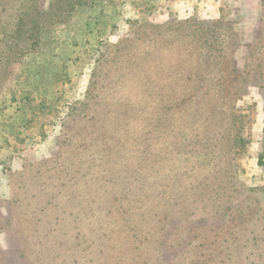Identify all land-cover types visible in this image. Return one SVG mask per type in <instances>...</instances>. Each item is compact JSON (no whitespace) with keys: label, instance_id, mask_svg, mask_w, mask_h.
<instances>
[{"label":"rangeland","instance_id":"rangeland-1","mask_svg":"<svg viewBox=\"0 0 264 264\" xmlns=\"http://www.w3.org/2000/svg\"><path fill=\"white\" fill-rule=\"evenodd\" d=\"M80 2L0 83V264H264V0ZM145 25L171 65L221 49L239 78L228 135L169 152L162 106L127 117Z\"/></svg>","mask_w":264,"mask_h":264},{"label":"trees","instance_id":"trees-1","mask_svg":"<svg viewBox=\"0 0 264 264\" xmlns=\"http://www.w3.org/2000/svg\"><path fill=\"white\" fill-rule=\"evenodd\" d=\"M38 2L39 0H0L2 6L0 8V83L15 74L17 65L26 54L35 52L39 46L41 31L60 25L67 18V13L81 3L80 0H54L47 11H41ZM159 27L153 26L154 29ZM147 28L148 25H145L142 28L143 32H139L131 43L135 50L130 62L136 66L131 75L139 77L142 70L145 71V85L140 98L135 97L134 102L126 100L135 108L131 109L132 114H127V117L139 118L136 111L143 105L146 109H149L150 105L162 106L164 108L162 118L170 121L160 126L161 132L168 133L166 137L171 141L169 152L177 151L174 145L182 139L188 140L197 131L200 134H212L218 128L221 138L228 135L227 125L231 120L224 106L232 104L237 99L239 78L237 72L231 69L229 73L231 79L226 76L223 67L225 61L222 55H218L221 49L210 48L207 58L201 60L200 72H197L195 66L196 61L199 60L192 59L186 52L187 49L180 52L178 63L171 65L165 58L154 56L162 50V46L156 41L162 33L153 31L152 34H148ZM191 37L192 35H189V38ZM122 42L124 41H119L117 46ZM207 43V40L202 39V44H206V47ZM166 82L169 83L168 86ZM158 87H167L165 89L167 92L156 96L154 90ZM146 114L151 118L150 112ZM159 118L160 116L155 118L156 123ZM199 118H203L201 124ZM205 148V155H209L211 160L217 159L216 157L219 159L217 163L210 162L208 168H222L221 163L227 168L229 164L221 155L229 154L227 146L228 150L220 148L216 153L210 145ZM194 149L198 148L190 146L187 152Z\"/></svg>","mask_w":264,"mask_h":264}]
</instances>
